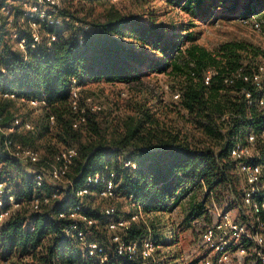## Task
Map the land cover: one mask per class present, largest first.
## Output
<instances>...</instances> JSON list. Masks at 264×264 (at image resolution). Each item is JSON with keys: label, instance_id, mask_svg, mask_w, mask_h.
Wrapping results in <instances>:
<instances>
[{"label": "trees", "instance_id": "1", "mask_svg": "<svg viewBox=\"0 0 264 264\" xmlns=\"http://www.w3.org/2000/svg\"><path fill=\"white\" fill-rule=\"evenodd\" d=\"M31 1L0 0V92L41 105L30 108L26 102L0 97V123L6 129L16 118L33 123L34 131L12 133L10 138L39 151L44 167L48 168L46 163L63 149L76 148L79 155L65 178L71 182L66 189L48 181L38 187L28 165L0 155V183L8 185L20 205L3 226L0 264H97L83 257L76 243L66 236L70 222L59 215L75 205V192L101 173L113 175L116 199L99 203L98 197H88L86 213L99 221L92 239L106 245L110 242L104 205L114 207L110 203L118 200L132 207L139 204L145 219L132 225L125 241L141 244L151 237L159 246L156 264H183L178 251L182 235L187 231L195 235L212 197L219 199L227 192L228 182L236 188L230 158L235 138L264 130V109L249 106L241 93L247 85L240 82L232 88L225 84L232 73L258 67L255 61L260 53L253 50L250 55V47L240 42L224 44L214 53L197 44L186 48L184 38L173 37L158 18L111 9L104 20L89 22L71 14L67 7L60 12L62 25L42 24L41 42L32 48L33 38L22 22L27 13L24 3ZM161 1L195 17L221 4L227 15L235 14L241 20L264 11V0H250L245 9L239 0ZM96 2L99 0L64 1L67 6ZM5 7L9 15L1 13ZM192 37L189 32L185 39L192 41ZM22 39L28 45L25 51L17 47ZM209 70L217 74L205 84ZM158 74L173 78L172 99L180 95L179 100H173V108L201 137L183 134L173 124L160 121L144 104L129 108L131 102L127 111L133 115L117 121L109 116L101 119L105 112L102 107L97 113L89 111L87 122L74 128L79 115L72 108L73 79L82 87L80 102L84 105L94 95L85 97L84 91L92 86H130ZM35 111L42 114L37 123L31 119ZM51 116L56 119L54 127L49 122ZM224 116L231 119L220 121ZM222 130L228 134L223 136ZM127 162L131 165L126 166ZM35 198L41 201L38 210L31 207ZM178 209L183 215L175 226L178 222L173 216ZM134 211L121 215L116 209V218H129ZM163 249L167 254L161 255ZM112 264L153 263L118 260Z\"/></svg>", "mask_w": 264, "mask_h": 264}, {"label": "built area", "instance_id": "2", "mask_svg": "<svg viewBox=\"0 0 264 264\" xmlns=\"http://www.w3.org/2000/svg\"><path fill=\"white\" fill-rule=\"evenodd\" d=\"M65 0H35L33 5L24 3L26 17L22 22L28 26L33 38L31 47L41 42L42 24L60 26L64 18L60 16ZM9 15L10 10L5 7L1 10ZM261 15V17H260ZM260 15L243 21L254 31L264 37V11ZM68 20V19H67ZM88 29V28H86ZM52 37V40H55ZM17 47L25 51L28 48L26 40H20ZM7 74L5 70H2ZM217 74L209 70L205 76V84H210ZM244 83L241 93L249 106L264 109V63L250 71L240 69L225 79L229 87ZM82 87L73 79L72 108L79 115L74 128L87 122V113H97L102 107L96 106L92 98H87L81 104ZM0 97L19 102H26L30 108H39L36 100L17 99L15 94L1 93ZM176 94L174 100H179ZM51 127L56 125L55 117L49 119ZM35 125L29 120L16 118L9 128H3L0 123V155L19 161L29 166V172L34 176L38 187L48 183L57 188L65 189L71 182L65 178L69 173L79 152L76 148H67L59 151L47 167L42 165V154L30 147L10 138L12 133L22 131L32 132ZM264 130L257 134L253 131L237 136L230 151V158L234 163V175L237 180L236 188L228 182V191L221 199L212 197L206 210V217L197 223L194 240L191 245L193 251L189 255L183 254V264H264ZM131 163L127 162L126 166ZM135 167V166H134ZM91 187L98 191H92ZM98 197V202L116 199V186L113 175L101 173L89 178L87 187L75 192L76 203L69 210L59 215L60 219L69 221L65 230L66 236L72 239L83 257L94 260L97 264H112L113 261L129 260L143 261L156 264L155 253L159 246L151 237L141 244L127 242L126 233L136 222L144 220L141 205H133L135 209L129 218H116V209L104 205L103 215L109 218L106 226L110 235L108 245L92 239L98 229L99 221L86 213L90 195ZM40 199L35 198L31 204L33 210H38ZM20 208L16 198L8 185L0 183V235L4 224ZM199 227V228H198ZM198 228V229H197Z\"/></svg>", "mask_w": 264, "mask_h": 264}, {"label": "rangeland", "instance_id": "3", "mask_svg": "<svg viewBox=\"0 0 264 264\" xmlns=\"http://www.w3.org/2000/svg\"><path fill=\"white\" fill-rule=\"evenodd\" d=\"M239 1L241 8L245 9L250 0ZM34 2L35 0L27 2V4L30 6L33 5ZM66 7L71 11V14L78 16V18L87 19L89 22L104 20L108 11L111 9L119 10L123 14H132L140 17H155L159 19L160 23L166 25L173 37L179 35L184 38L186 48L191 44H197L214 53L224 44L240 42L250 47V55L255 53V51L260 53V57L255 61L257 65L261 64L264 60V37L254 31L250 26L243 23V21L247 19L241 20L235 14L227 15L226 7L223 4L215 8H210L201 17L187 14L180 8L166 4L161 0H99V2L93 4H75L73 6H67V3H64L63 9ZM192 24H194L193 28H191ZM180 27L185 31H182ZM189 32L193 35L192 41L185 39ZM185 60L186 59L182 61ZM171 85H176L173 78L164 74H158L145 78L130 86L121 84L92 86L84 91V96L86 97L90 94H94L89 96L93 99V103L96 106L103 107L104 111L107 113L105 115L104 112L100 115L101 119H105V116L106 118L109 116L110 119L117 121L119 118L121 119L134 114V112L130 110L127 111V106L130 102L131 105L129 108L133 106L135 108L138 104H144L152 108L160 121L173 124V126L178 128L183 134H188L189 136L195 134L197 138L201 137L199 131L195 130L186 120L181 119V115H178L179 113L173 108L175 104L170 93ZM121 96L127 99L122 100ZM21 112L27 113L24 108H21ZM41 115V111H35L31 115V119L33 122L37 123ZM230 119L231 117L224 116L219 120L225 122ZM222 134L226 136L228 130H222ZM226 193V191L222 192V194ZM221 197L222 196L219 198L221 199ZM110 204L114 205V207L120 211L121 215L132 214L134 211V208L124 200H118ZM107 205L109 204H106V207ZM182 215V209H178L174 213L173 218L178 222L174 223L175 226L180 224ZM192 232L193 231H187L181 237L180 249L178 251L180 254L182 253V255H189L193 251L191 243L194 240V234ZM164 254H167V252L163 249L161 255Z\"/></svg>", "mask_w": 264, "mask_h": 264}]
</instances>
